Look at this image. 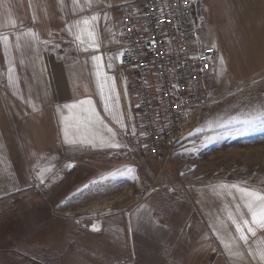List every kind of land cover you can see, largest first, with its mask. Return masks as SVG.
Returning <instances> with one entry per match:
<instances>
[{
  "label": "crops",
  "instance_id": "crops-1",
  "mask_svg": "<svg viewBox=\"0 0 264 264\" xmlns=\"http://www.w3.org/2000/svg\"><path fill=\"white\" fill-rule=\"evenodd\" d=\"M127 1L77 0L74 10L72 0H0V37L7 38L0 39V264H116L120 259H133L132 264H256L248 248L264 246V230L255 236L238 231L234 218L222 216L218 196L209 203L204 188L179 180L151 186L121 208L81 215L84 192L77 190L84 181L77 178L88 180L109 169L82 159L107 147L78 150L62 143L64 127L79 117L78 108L63 106L91 99L109 126L108 115L99 102L90 58H61L42 42L75 45L76 36L94 42L93 29L107 40L117 26L119 5ZM198 11L207 17L201 38L216 47V67L222 64L238 83L264 73V0H199ZM97 14L100 18L92 21ZM65 25L71 34L63 31ZM10 66L15 86L8 83ZM41 68L46 69V95L37 79ZM111 76V94L121 108ZM119 82L126 94L121 72ZM79 160L83 170L71 178L65 165ZM93 224L99 231L91 230Z\"/></svg>",
  "mask_w": 264,
  "mask_h": 264
},
{
  "label": "rangeland",
  "instance_id": "rangeland-1",
  "mask_svg": "<svg viewBox=\"0 0 264 264\" xmlns=\"http://www.w3.org/2000/svg\"><path fill=\"white\" fill-rule=\"evenodd\" d=\"M91 38L94 42L85 37L79 41L73 39L75 45L56 41L50 44V48L57 54L61 52L62 58L71 57L69 54L73 53L75 56L72 57L90 58L91 76L103 110L105 97L109 95V87H112V80L105 83L103 95L98 85L103 77L114 75L121 108H118L116 99H110L108 104L113 111L104 112L108 115L109 127L118 133L115 142L127 145V149L106 148L102 154L91 159H82L97 164L100 169L107 167L109 169L97 173L88 180H84L87 176L77 178L84 181L83 185L89 184L79 206L81 215L85 218L100 213L102 209L121 208L151 186H165L170 181L179 180L181 184L190 185V188H204V196L209 203L210 197L218 196L219 200L215 203L220 204L222 216L234 218L241 230L244 229L246 232L249 227L255 232L264 230L253 221L252 212L248 209V205L255 200L248 193L254 192L264 196V73L238 83L230 80L222 64L219 68L215 66L209 77L210 95L203 106L202 121L179 142L172 162L162 168L149 158L141 139L131 84L128 79H124L125 94L119 82L121 71L115 61L113 67L108 68V57L114 56L111 53L110 38L102 41L96 29H93ZM55 44H58L59 48H54ZM94 55L100 56L101 59L92 60L91 57ZM111 96L114 97L115 94ZM115 117L122 119L129 132L135 125L136 135L133 137L122 131ZM233 117L235 119L229 123ZM246 120L251 122L243 123ZM189 133H192L191 137ZM82 160L73 162L75 167L72 169L71 178L83 170L81 165L85 164ZM129 166L133 171L129 175H122L121 173L126 172ZM104 177L107 178L103 179ZM94 180L97 183H92ZM242 189L246 191H241ZM86 198L88 200L84 201ZM254 211L257 220L264 216V208L259 206L258 201L254 204Z\"/></svg>",
  "mask_w": 264,
  "mask_h": 264
},
{
  "label": "built area",
  "instance_id": "built-area-1",
  "mask_svg": "<svg viewBox=\"0 0 264 264\" xmlns=\"http://www.w3.org/2000/svg\"><path fill=\"white\" fill-rule=\"evenodd\" d=\"M182 5L183 0L124 2L110 34L115 63L131 84L139 132L146 133L141 139L147 155L162 168L202 121L216 65V47L201 38L207 17L198 11L199 0ZM132 262L120 259L116 264Z\"/></svg>",
  "mask_w": 264,
  "mask_h": 264
},
{
  "label": "snow or ice",
  "instance_id": "snow-or-ice-1",
  "mask_svg": "<svg viewBox=\"0 0 264 264\" xmlns=\"http://www.w3.org/2000/svg\"><path fill=\"white\" fill-rule=\"evenodd\" d=\"M192 0H183V5L184 7L190 6L191 5ZM77 4V0H72V5L73 8L75 10V6ZM108 7H112V5H108ZM179 10V9H177ZM100 18L99 14L97 15H93L91 17L92 21H96ZM103 18L105 20H107L108 14L107 12L104 13ZM79 23V22H77ZM88 20L85 19L84 20V24H87ZM64 32H68V33H72V29L71 27H69L68 25H65ZM83 31V30H82ZM52 34L49 33V36H51ZM77 40L80 39L79 36L75 37ZM0 39H7L6 37H0ZM46 47L49 44H52V41H44L42 42ZM54 48H59L58 44L53 45ZM85 51H87V49H85ZM121 57L126 56V53H121L120 54ZM92 60L94 61H99L101 59L100 56H92L91 57ZM191 58H196L198 59L199 57H190ZM223 58H221L222 61ZM116 60L115 56H109L108 57V68H112L114 61ZM122 62V60H121ZM13 67H9L8 68V83L11 86H15L18 83L17 79H14V75H13ZM46 69L41 68L40 69V73L39 76L37 77V79L43 84L44 86V93L45 95L47 94V82L44 78V73H45ZM112 80V77L110 76H105L101 79V82L99 83V87L101 89V94L103 95V88L105 83H107L108 81ZM178 88V85L176 86ZM115 100V97L111 96V87H109V95L107 97H105V104H104V110L106 112H112L113 110L109 108V104H108V100ZM66 109H79V117L71 124V126L66 125L63 129V139H62V143H65L71 147H74L78 150H84L85 148H91V149H96L98 147H107V148H115V149H120V148H124L127 149V145L121 144L119 142H115L118 136V133H116L113 128L109 127L107 123H105L104 118H102L99 113H97V111L95 110V108L93 107V102L91 99H83V100H77L72 104H66L63 106ZM235 117L230 118V120L228 121L229 123L232 122V120H234ZM115 121L117 124H119L120 128L122 131H124L125 133L131 135V136H135L136 135V129H135V125L132 126L131 131L129 132V130L127 129L126 125L124 124V122L122 121V119L120 117H115ZM251 121H243V123H250ZM141 136L146 135V133H140ZM108 137V139H106L105 137ZM192 136V133H189V137ZM66 169H68L69 171L72 170L75 167L74 163H68L65 165ZM133 171L132 167L129 166L127 168V171L124 173H121L122 175H129L131 172ZM181 175H183V173H181ZM36 179H38L40 181L41 184L44 183V177L43 174H38L36 177ZM107 177H104L103 179H106ZM135 179V177H134ZM92 183H97V181H92ZM235 187V186H233ZM89 188V184H85L83 185L80 189H78L77 191H79L80 193H83L85 191H87ZM16 191H19L20 189H15ZM241 191H246L244 189H242ZM248 195L252 196L255 198L253 203H250L248 205V209L250 212H252L253 215V221L257 224V226L261 229H264V216H261V218L259 220L256 219V214L254 211V204L255 202H259V206L261 208H264V196H259L256 193L252 192V193H248ZM235 222V221H234ZM245 223L247 224V221H245ZM91 230L93 231H99V229L96 228L95 224H93L91 226ZM237 230L241 231L240 229V225L237 224ZM248 232L252 233L253 236L256 235L255 230L252 227H249L247 229ZM240 239L245 241V244H247V237L243 235V232H241V236ZM236 255H241L240 253H236ZM248 256L251 257V260L256 261V264H264V246L259 247L257 249H253L251 247L248 248Z\"/></svg>",
  "mask_w": 264,
  "mask_h": 264
},
{
  "label": "trees",
  "instance_id": "trees-1",
  "mask_svg": "<svg viewBox=\"0 0 264 264\" xmlns=\"http://www.w3.org/2000/svg\"><path fill=\"white\" fill-rule=\"evenodd\" d=\"M64 191H65V192H64ZM64 191H63V192L61 191V194H60V196H59V197H62V196H64L68 190H64Z\"/></svg>",
  "mask_w": 264,
  "mask_h": 264
}]
</instances>
